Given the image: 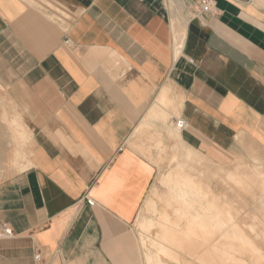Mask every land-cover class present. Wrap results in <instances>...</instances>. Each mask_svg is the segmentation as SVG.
Returning <instances> with one entry per match:
<instances>
[{
  "label": "crops",
  "instance_id": "obj_1",
  "mask_svg": "<svg viewBox=\"0 0 264 264\" xmlns=\"http://www.w3.org/2000/svg\"><path fill=\"white\" fill-rule=\"evenodd\" d=\"M199 1L0 0V87L31 137L0 181V264H147L154 146L263 158L264 0Z\"/></svg>",
  "mask_w": 264,
  "mask_h": 264
},
{
  "label": "rangeland",
  "instance_id": "obj_2",
  "mask_svg": "<svg viewBox=\"0 0 264 264\" xmlns=\"http://www.w3.org/2000/svg\"><path fill=\"white\" fill-rule=\"evenodd\" d=\"M21 123L22 129H25L22 116L16 105L8 99L6 92L0 87V125L2 127L1 142L3 143V147L0 149V181L12 177L30 164L27 157L31 143L30 134L27 133L26 136L20 135L19 137L18 132L15 131V128L13 129L15 125L21 127ZM11 124L13 125L11 126ZM154 149L159 153L154 155V163L158 168L157 175L135 221V227L140 235L147 264L150 263L146 252H155L151 240L158 238L165 228L160 223L162 220L161 214L165 212L170 216L169 226L178 228V226L183 227L185 224L184 220L176 214L175 204L168 203L169 188L164 182V179L171 172H176L177 169L178 172H183V174H193L198 181L203 180L209 183L211 194L220 200L216 211L222 217L225 214L223 205L227 209V214L236 216L233 221L231 220L232 222L229 216L226 220L230 224L235 222V228L239 233L231 231L225 234L222 232L224 228L219 230L218 227H214V236L211 241L214 250L211 258H209L211 264H264V204L261 199L264 193L259 188H253V190L259 192V202L257 203L252 192H247L244 188L238 187L234 181L228 178V173L237 171L235 169L238 165H242L241 171L246 173H252L253 169L251 168L264 167V155L259 160L255 157L248 159L228 156L222 157L221 163H210L207 156L191 150L186 152L184 160H182L178 157L175 147L154 146ZM148 200L154 202L155 210L152 209L151 205L149 206ZM253 211L256 213L255 218L251 216ZM145 220L147 223L152 222L148 230L145 227L147 224ZM143 237L146 241L145 245ZM201 249V247H197L196 251ZM178 252L181 259L179 263L164 255H161V257L168 264H202L197 261L196 254L194 257L192 253L184 249H178Z\"/></svg>",
  "mask_w": 264,
  "mask_h": 264
},
{
  "label": "bare ground",
  "instance_id": "obj_3",
  "mask_svg": "<svg viewBox=\"0 0 264 264\" xmlns=\"http://www.w3.org/2000/svg\"><path fill=\"white\" fill-rule=\"evenodd\" d=\"M13 124H11V126ZM21 125L22 123L20 126ZM14 128L15 131L18 132L17 135H19V137L20 135L26 136L28 133L25 129H22L23 126L17 127L15 125L13 126V129ZM1 130L2 127L0 125V149L3 147V143L1 142ZM256 158L257 157H255V159ZM257 159L259 160L260 158ZM12 161L14 162L13 159ZM241 167L243 166L238 165L235 169L237 171L228 173V178L234 181L235 185L238 187L244 188L247 192H252L253 197L256 198L255 202L258 203L259 192L253 190V188H259L260 191L264 193V167L257 166L255 168H251L253 169L252 173L242 172ZM178 171L179 170L177 169L176 172H171L168 177L164 179V182L169 188L167 201L170 204H175L174 207L176 214L184 220L185 224L183 227L178 226V228L169 226L168 222L170 220V216L165 212L161 214L162 220L160 223L165 228L158 238L151 240V245L154 247L155 252H146L149 257V263L168 264L162 259L161 255L179 263L181 259L178 249H184L189 253H192L193 256L196 254V259L200 263L211 264V260L209 258H211L214 250L211 242L212 237L214 236V227H218L217 229L219 230L224 228L222 232L225 234L230 233L231 231L239 233V231L235 228V222L230 224V222L228 223L226 220L229 216L230 221H233L236 216H233V214L230 215L229 213L227 214V209L224 205L223 210L225 214L223 217L216 211V207H219L218 204L220 200L211 194L209 183H207V181H198L194 178L193 174H183V172L181 173ZM261 199L264 204V195ZM148 202L149 206L151 205L152 209L155 210L154 202L150 200H148ZM251 216L255 218L256 213L253 211ZM151 225L152 222H148L145 226L147 229H145L148 230ZM143 243L144 245L146 244L144 237ZM197 247H201L202 249L196 251Z\"/></svg>",
  "mask_w": 264,
  "mask_h": 264
},
{
  "label": "built area",
  "instance_id": "obj_4",
  "mask_svg": "<svg viewBox=\"0 0 264 264\" xmlns=\"http://www.w3.org/2000/svg\"><path fill=\"white\" fill-rule=\"evenodd\" d=\"M214 9V0H200L196 5L195 11L198 16L205 15L207 13H211ZM176 129L182 130L187 126V123L184 119H176L174 122ZM89 203H93L92 200H88ZM14 235L13 228L7 223H3L0 225V240L10 238ZM35 259L38 263L41 264L43 261L42 253L40 250L35 254Z\"/></svg>",
  "mask_w": 264,
  "mask_h": 264
}]
</instances>
